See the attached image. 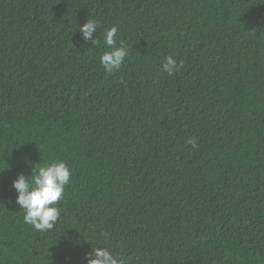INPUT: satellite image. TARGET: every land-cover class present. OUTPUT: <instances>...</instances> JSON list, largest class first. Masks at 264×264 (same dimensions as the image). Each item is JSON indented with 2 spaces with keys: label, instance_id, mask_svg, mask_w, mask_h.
I'll use <instances>...</instances> for the list:
<instances>
[{
  "label": "trees",
  "instance_id": "16d2710c",
  "mask_svg": "<svg viewBox=\"0 0 264 264\" xmlns=\"http://www.w3.org/2000/svg\"><path fill=\"white\" fill-rule=\"evenodd\" d=\"M112 26L128 56L108 73ZM56 161L70 183L40 232L12 184ZM98 244L264 264V0H0V264H87Z\"/></svg>",
  "mask_w": 264,
  "mask_h": 264
},
{
  "label": "clouds",
  "instance_id": "9594fccd",
  "mask_svg": "<svg viewBox=\"0 0 264 264\" xmlns=\"http://www.w3.org/2000/svg\"><path fill=\"white\" fill-rule=\"evenodd\" d=\"M99 27L96 20H87L79 26L78 32L85 42L91 41L94 44L96 38H93V33L97 32ZM117 32L118 28L112 26L104 33V44L109 50L103 53L100 63L108 73L118 69L128 56V50L123 45L117 47ZM161 67L164 72L171 75L182 67V62L178 64L172 56H168ZM187 143L193 147L197 146L194 139H189ZM70 178L71 170L64 161L39 167L34 171L30 181L20 174L12 186L18 194L15 203L21 206L25 213L24 222L40 232L52 230L60 216V209L56 205L62 200ZM102 236L103 240L107 241L110 234L105 232ZM86 260L87 264H124L118 254L104 246H92L91 251L86 254Z\"/></svg>",
  "mask_w": 264,
  "mask_h": 264
}]
</instances>
